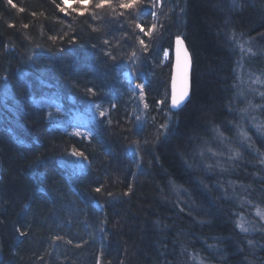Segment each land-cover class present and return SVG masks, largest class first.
<instances>
[{
  "label": "trees",
  "instance_id": "trees-1",
  "mask_svg": "<svg viewBox=\"0 0 264 264\" xmlns=\"http://www.w3.org/2000/svg\"><path fill=\"white\" fill-rule=\"evenodd\" d=\"M98 2L0 0V264H264V0Z\"/></svg>",
  "mask_w": 264,
  "mask_h": 264
},
{
  "label": "snow or ice",
  "instance_id": "snow-or-ice-1",
  "mask_svg": "<svg viewBox=\"0 0 264 264\" xmlns=\"http://www.w3.org/2000/svg\"><path fill=\"white\" fill-rule=\"evenodd\" d=\"M80 2H82V0H80ZM109 2H110V0H100V2L96 3L95 6H96V8H103ZM7 3L9 5H11L12 7L16 6L13 3V0H7ZM138 3H139V0H121V3L119 5V7L121 9L133 10V9L136 8ZM59 11L60 12H65L66 9L64 7H59ZM81 14H83V13H81ZM151 14L155 15L154 12L151 13ZM135 27L137 29H139L140 32L143 33L145 36H149L152 33V29L151 28H149L146 31L144 26L142 24H140V23H137L135 25ZM52 39H55V37H52ZM71 43H73V44L76 43L75 37L72 38ZM105 43H107V41H105ZM140 44L144 45V41L141 40ZM180 44H181V40H180V37L178 36L176 38V45H177V47H176V68H177V73L179 75L180 85L181 86H180L179 93H177V90H176L177 76H173L171 102H172V106L174 108L177 107L178 105H180L183 101H185L190 95L189 90H188V80H187V76H186V70L188 68V58H187V55L185 54L184 61L181 62V59H180V48H179ZM60 51H63V49H60ZM147 51H148V48H147V46H145V52H147ZM133 58H135V54H133ZM89 91H92V89H89ZM262 95H264V94H262ZM141 96L143 97V93H141ZM249 104H251L250 101H249ZM146 107H147V105H146ZM252 107H254V108H264V105H253ZM229 110L231 111L232 109L230 108ZM241 111H246V110H241ZM100 116L103 117L104 113L101 112ZM241 119H243V117H241ZM253 120H254V118H253ZM235 126L237 128H240L239 123H237ZM254 126L256 127L257 133L259 135H261V136H264V125L255 124ZM214 131H217L218 134L222 138V133H219L218 129H214ZM78 135H79V133H78ZM240 135L243 137L244 140H250V137L247 136L246 132H244L242 128L240 129ZM249 147H251L250 144H249ZM73 154L76 155V156H81V157L84 155L82 152H74ZM233 155L234 156H238L239 153L234 152ZM95 191L97 193H99L101 191V188L97 187L95 189ZM124 194L128 195V192H125ZM109 195H111V193H109Z\"/></svg>",
  "mask_w": 264,
  "mask_h": 264
},
{
  "label": "bare ground",
  "instance_id": "bare-ground-1",
  "mask_svg": "<svg viewBox=\"0 0 264 264\" xmlns=\"http://www.w3.org/2000/svg\"><path fill=\"white\" fill-rule=\"evenodd\" d=\"M176 37H178V36H176ZM175 37V38H176ZM179 37H181L182 38V40H183V42L185 43V41H184V39H183V37L182 36H179ZM174 38V39H175ZM173 42H174V40H173ZM185 45H186V43H185ZM186 48H187V50H188V47H187V45H186ZM172 50H173V45H172ZM172 50H171V65H172V56H173V52H172ZM188 52H189V50H188ZM165 53H168V52H164V55H165ZM169 55V54H168ZM189 55H190V52H189ZM190 58H191V55H190ZM191 73H192V60H191ZM248 74H249V76L253 79V80H255L256 82H258V81H260L261 79L262 80H264V73H262V72H258L257 71V73H250V72H247ZM129 78V77H128ZM171 84H172V76H171V72H170V76H169V82H168V103H169V107H170V109L172 110V111H178L179 109H173L172 108V106H171V104H170V86H171ZM132 89H135V90H137V91H139L140 93H143V96H144V88H142V86L140 85V86H133L132 85ZM190 93H191V74H190ZM143 98V97H142ZM158 104H159V102H158ZM254 128V127H253ZM256 129L254 128V131H255ZM256 132V131H255ZM249 144L251 145V147H250V149H252V148H258L259 146L257 145V135H256V137L255 138H252L250 141H249V143L247 144V146L249 147ZM253 150V149H252ZM263 151V153L261 154V156H260V166H257L256 168H254V172H255V174L254 175H256V178H257V181L258 182H262V179H263V177H264V150H262ZM254 167V166H253ZM260 193H261V198H263L264 199V189H261V191H260ZM256 212H259L258 214L256 213ZM261 210H259V209H256L254 212H253V215H258V216H260L261 215ZM237 227H238V229H240L241 231L244 229V225L243 224H240V225H237ZM201 263H203L202 261H201Z\"/></svg>",
  "mask_w": 264,
  "mask_h": 264
},
{
  "label": "water",
  "instance_id": "water-1",
  "mask_svg": "<svg viewBox=\"0 0 264 264\" xmlns=\"http://www.w3.org/2000/svg\"><path fill=\"white\" fill-rule=\"evenodd\" d=\"M176 38L174 39V42H173V50H172L173 56H172V65H171V76H172V83H173V76H177L176 90H177V93H179L181 85H180V79H179V75L177 73V68H176V47H177ZM180 40H181V44L179 45V48H180V59H181V62L184 61L185 54L187 55V58H188V68L186 70V76H187V80H188V90H189V93H190L191 58H190L189 52H188V50L186 48V45L183 42L181 37H180ZM189 97H190V95H189ZM189 97L185 101H183L180 105H178L177 107L174 108L172 106V102H171V98H172V84H171V86H170V104H171L173 109L176 110V109L181 108L187 102Z\"/></svg>",
  "mask_w": 264,
  "mask_h": 264
},
{
  "label": "rangeland",
  "instance_id": "rangeland-1",
  "mask_svg": "<svg viewBox=\"0 0 264 264\" xmlns=\"http://www.w3.org/2000/svg\"><path fill=\"white\" fill-rule=\"evenodd\" d=\"M168 53H165V55H164V58L165 59H167L168 58ZM254 84V83H253ZM257 214L259 213V212H256ZM260 218H261V220L264 222V212H261V215L259 216ZM244 229H246V228H244Z\"/></svg>",
  "mask_w": 264,
  "mask_h": 264
}]
</instances>
